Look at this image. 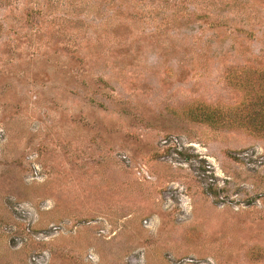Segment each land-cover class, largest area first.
<instances>
[{"label": "rangeland", "instance_id": "obj_1", "mask_svg": "<svg viewBox=\"0 0 264 264\" xmlns=\"http://www.w3.org/2000/svg\"><path fill=\"white\" fill-rule=\"evenodd\" d=\"M0 264H264V0H0Z\"/></svg>", "mask_w": 264, "mask_h": 264}]
</instances>
